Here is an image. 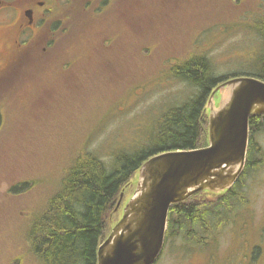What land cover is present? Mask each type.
<instances>
[{
	"label": "rangeland",
	"instance_id": "1",
	"mask_svg": "<svg viewBox=\"0 0 264 264\" xmlns=\"http://www.w3.org/2000/svg\"><path fill=\"white\" fill-rule=\"evenodd\" d=\"M121 6L133 11L108 22L116 29L104 33L78 13L60 16L68 27L52 44L48 31L40 44H1L0 31V264H38L26 248L29 219L58 188L77 150L110 166L118 152L148 146L163 113L196 94L172 74L176 66L203 55L216 75L260 69L264 42L254 24L264 16V0H121ZM14 18V11L0 13V25ZM220 102L216 92L213 103ZM254 139L263 152L233 189L229 225L206 246L165 238L153 264H264V129ZM135 183L123 190L114 223Z\"/></svg>",
	"mask_w": 264,
	"mask_h": 264
},
{
	"label": "trees",
	"instance_id": "2",
	"mask_svg": "<svg viewBox=\"0 0 264 264\" xmlns=\"http://www.w3.org/2000/svg\"><path fill=\"white\" fill-rule=\"evenodd\" d=\"M254 28L264 42V16ZM259 66L255 72L232 76L248 75L264 81V55ZM171 72L193 86L196 94L163 113L148 146L137 153L118 152L110 166L85 149L77 150L69 158L62 169L58 188L46 196L41 211L29 219L26 248L38 264H96V249L114 224L112 217L116 203L125 187L135 183L140 165L157 153L207 145L206 100L212 89L230 76L214 74L203 55L189 57ZM263 129L264 116L251 115L247 162L241 178L251 168L258 167L259 159L256 161L255 158L263 151L254 134ZM235 186L211 200H194L195 197H213L203 192L207 196L198 193L187 200L190 204L172 205L166 239L181 238L197 247L210 245L206 242L214 240L230 220L232 206L229 199L234 196Z\"/></svg>",
	"mask_w": 264,
	"mask_h": 264
},
{
	"label": "water",
	"instance_id": "3",
	"mask_svg": "<svg viewBox=\"0 0 264 264\" xmlns=\"http://www.w3.org/2000/svg\"><path fill=\"white\" fill-rule=\"evenodd\" d=\"M221 94L218 107L213 103ZM208 144L169 150L145 160L122 216L96 249L97 264H153L163 249L171 205L195 193L229 190L241 174L249 116L264 114V81L236 76L218 84L207 100ZM121 202V196L115 209Z\"/></svg>",
	"mask_w": 264,
	"mask_h": 264
},
{
	"label": "flooded vegetation",
	"instance_id": "4",
	"mask_svg": "<svg viewBox=\"0 0 264 264\" xmlns=\"http://www.w3.org/2000/svg\"><path fill=\"white\" fill-rule=\"evenodd\" d=\"M12 11L15 14L13 22L10 25H0V31H3L1 44H19L20 41L22 44L23 42L40 44L43 43L40 35L45 31L52 32L54 38L52 36L53 41L52 39L49 41V44H52L56 41L58 29L65 31L68 27L60 16L63 18L68 14L75 15V13L86 19L85 23L88 28L100 30L103 33L107 31L105 28L112 31L116 28L109 27L115 25L109 26L107 23L117 16L131 13L133 8H123L121 0H0V13ZM97 17L100 18L99 21L94 19ZM8 34L13 37V40L4 39ZM27 34L30 35L27 36ZM108 43L110 42L107 40L102 42V44ZM190 203L185 201L178 205Z\"/></svg>",
	"mask_w": 264,
	"mask_h": 264
}]
</instances>
